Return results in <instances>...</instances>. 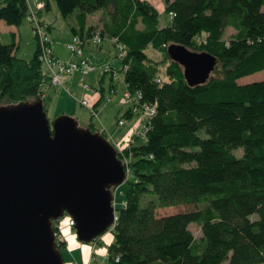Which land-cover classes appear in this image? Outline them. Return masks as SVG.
I'll use <instances>...</instances> for the list:
<instances>
[{
  "label": "trees",
  "instance_id": "1",
  "mask_svg": "<svg viewBox=\"0 0 264 264\" xmlns=\"http://www.w3.org/2000/svg\"><path fill=\"white\" fill-rule=\"evenodd\" d=\"M54 1L64 17L78 8L73 33L98 30L125 46L126 89L141 93L139 104L155 106L144 137L117 150L129 174L105 264H264V75L238 82L264 72V0H164L171 18L163 25L151 0ZM43 2L49 8V0ZM28 8V0H0V20L18 26ZM95 11L102 23L88 24ZM227 27L235 32L225 38ZM9 37H0V103L37 96L44 102L42 85L49 79L38 41L33 56L23 58L16 55L18 34L11 30ZM172 42L217 57L205 82L187 83L168 55ZM148 45L166 56L163 73L145 52ZM239 147L240 156L233 152ZM170 205L192 207L157 212ZM191 223L200 226L198 239Z\"/></svg>",
  "mask_w": 264,
  "mask_h": 264
},
{
  "label": "water",
  "instance_id": "2",
  "mask_svg": "<svg viewBox=\"0 0 264 264\" xmlns=\"http://www.w3.org/2000/svg\"><path fill=\"white\" fill-rule=\"evenodd\" d=\"M167 52L190 85L205 82L217 63L175 42ZM126 178L100 130L69 114L49 120L39 96L0 105V264H63L54 221L67 213L79 241L96 239L115 222L113 190Z\"/></svg>",
  "mask_w": 264,
  "mask_h": 264
},
{
  "label": "rangeland",
  "instance_id": "3",
  "mask_svg": "<svg viewBox=\"0 0 264 264\" xmlns=\"http://www.w3.org/2000/svg\"><path fill=\"white\" fill-rule=\"evenodd\" d=\"M32 3V0H28ZM157 5L158 18L160 24L163 25L170 20L169 14L164 10V0H151ZM49 8H42L37 13L38 19L42 22V30L50 39L53 52L61 60H68L71 57L66 44L71 41L73 32L72 25L76 24V14L78 8H75L68 16L64 17L60 14L57 4L54 0H49ZM89 14V18L95 17ZM34 23L27 18L17 25H8L3 20H0V37L3 42L10 40V29L19 32V47L16 49V55L23 58H31L34 54L37 45L36 30L33 27ZM235 30L232 27H227L224 32V37L228 38ZM145 52L155 61L160 63V71L166 65V56L160 51L155 50L150 45L145 48ZM84 53L88 57L89 63L93 66L88 72H75L72 76H66L62 79L63 85L49 84L42 88L44 96V104L49 120H53L60 114H69L75 117L78 124L81 126H88L91 122L96 130L100 129L106 132V137L116 147L120 145L124 147L129 141V131L131 127H135L141 120L146 119L143 111L133 110L129 116H124V112L132 107L133 101L125 97L126 85L124 81V68L120 57L117 55L116 46L111 40L104 39L102 45L95 46L87 44L84 46ZM75 58L74 60H76ZM111 66L113 71L118 75V79H113L111 73L104 70L105 66ZM42 68H45L42 64ZM264 75L263 71H257L238 78L239 83L250 82L261 79ZM164 77V76H162ZM69 78V79H68ZM68 79V80H67ZM48 81L45 82V84ZM44 85V84H43ZM114 89L111 90V88ZM44 87V86H43ZM103 87V91L101 88ZM96 94L102 93L98 105L96 106V115L92 114L90 109L81 104L80 100L87 98L89 101ZM1 102L0 105H4ZM123 119L124 123L119 124L118 120ZM200 135L204 136L203 130H200ZM128 146V145H127ZM236 155H241L242 147L233 151ZM129 159V157H126ZM127 167H128V160ZM129 169V167H128ZM126 170V169H125ZM129 174V170H128ZM128 176V175H127ZM128 179L113 190V205L115 209H120L125 199V191L127 188ZM205 203L200 204L204 207ZM186 205H170L159 207L157 212L159 214H167L177 210L191 208ZM117 212V210H116ZM70 216L64 213L59 220H55L57 228L56 237L58 243L61 242L60 248L63 256V264H105L106 250L108 243L112 240L113 235L110 231L114 224L105 231L98 239L90 242H83L77 239L75 229L69 224ZM115 223V222H114ZM196 239L201 236L200 226L196 223L189 225ZM89 258H91L89 260ZM263 264V263H257Z\"/></svg>",
  "mask_w": 264,
  "mask_h": 264
},
{
  "label": "built area",
  "instance_id": "4",
  "mask_svg": "<svg viewBox=\"0 0 264 264\" xmlns=\"http://www.w3.org/2000/svg\"><path fill=\"white\" fill-rule=\"evenodd\" d=\"M29 8H28V14L26 18L34 23V28L36 30V35L38 38V58L41 61V63L44 65L45 68L44 71L48 74V83L42 85V88L44 89L46 85L51 84H60L63 85L62 79L66 76H72L75 74V72H88L93 68V66L89 63L86 56H84V46L87 44H93L95 46L102 45V42L104 39L111 40L112 43L116 46L117 55L122 58L124 52H125V46L123 44H120L116 42L115 38H107L100 34L98 30L94 31L92 34L88 35L85 34L83 36L73 33L71 41L66 44V48L69 50L71 57L68 60H61L58 56H56L53 52L52 44L50 39L47 37L46 33L42 30V22L40 19H38L36 10L43 8L44 2L43 0H32V3L28 1ZM77 58L76 60H74ZM123 68L125 70L126 66L123 65ZM105 71H108L111 73V76L113 79H118V75L115 71H113L111 66H105ZM159 80V79H158ZM44 86V87H43ZM113 86V85H112ZM114 89L111 88V90ZM97 93V90L95 89V94ZM124 95L126 98L131 99L133 101L132 110L136 111H143V113L146 116V119L141 120L138 124H136L135 127H133L129 137L128 141L133 138L134 136H140L144 137L145 130L147 127V120L148 118L154 114L155 112V106L152 104H139L138 99L141 97V93L138 91L135 94L131 95L130 92L126 89L124 92ZM95 100H88L87 98H84L80 100V103L87 106L92 114H97L96 109L94 107ZM138 102V103H137ZM119 124H123L124 120L119 119ZM117 150H121V146H116ZM124 161L126 173L128 175V168H127V161L126 159H122ZM115 220L117 218L116 211L114 213ZM73 220L70 217L69 218V224L73 226Z\"/></svg>",
  "mask_w": 264,
  "mask_h": 264
},
{
  "label": "crops",
  "instance_id": "5",
  "mask_svg": "<svg viewBox=\"0 0 264 264\" xmlns=\"http://www.w3.org/2000/svg\"><path fill=\"white\" fill-rule=\"evenodd\" d=\"M39 11H41V9H38V10H36V14L37 13H39ZM96 12V16L95 17H93V18H89V14H88V16H87V23L88 24H101L102 22H101V11H95ZM90 14H92V15H94L93 14V12L92 13H90ZM14 31L13 29H10V31ZM17 34L19 33V32H17V31H15ZM18 47H19V38H18ZM35 50H36V47H35ZM34 50V51H35ZM55 54V53H54ZM84 56H86L85 55V53H84ZM86 58L88 59V57L86 56ZM69 79V78H68ZM67 79V80H68ZM98 97H99V94H96L94 97H92V99H94V100H96V99H98ZM91 99V100H92ZM98 105V104H97ZM96 105V106H97ZM132 129H133V127H131V129H130V131H129V133H131V131H132ZM91 258H89V260H90Z\"/></svg>",
  "mask_w": 264,
  "mask_h": 264
},
{
  "label": "flooded vegetation",
  "instance_id": "6",
  "mask_svg": "<svg viewBox=\"0 0 264 264\" xmlns=\"http://www.w3.org/2000/svg\"><path fill=\"white\" fill-rule=\"evenodd\" d=\"M55 222V221H54Z\"/></svg>",
  "mask_w": 264,
  "mask_h": 264
}]
</instances>
